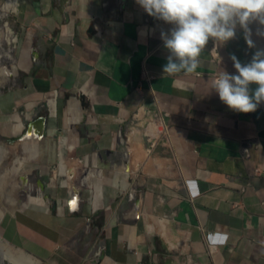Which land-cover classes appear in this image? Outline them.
Here are the masks:
<instances>
[{
    "label": "crops",
    "instance_id": "crops-1",
    "mask_svg": "<svg viewBox=\"0 0 264 264\" xmlns=\"http://www.w3.org/2000/svg\"><path fill=\"white\" fill-rule=\"evenodd\" d=\"M15 17L1 134L43 125L30 140L60 141L68 184L52 175L47 207L6 212L1 237L38 264H264V102L237 112L210 89L264 49L256 22L252 47L237 26L168 74L169 25L136 0H18Z\"/></svg>",
    "mask_w": 264,
    "mask_h": 264
},
{
    "label": "clouds",
    "instance_id": "clouds-1",
    "mask_svg": "<svg viewBox=\"0 0 264 264\" xmlns=\"http://www.w3.org/2000/svg\"><path fill=\"white\" fill-rule=\"evenodd\" d=\"M150 16L169 25L160 32L167 49L162 71H193L206 42L223 44L233 38L237 26L246 45L253 46L250 24L264 36V0H136ZM234 73L220 72L210 85L220 101L237 112L254 111L264 102V49L257 48L247 63L231 55ZM254 85V86H253Z\"/></svg>",
    "mask_w": 264,
    "mask_h": 264
},
{
    "label": "rangeland",
    "instance_id": "rangeland-1",
    "mask_svg": "<svg viewBox=\"0 0 264 264\" xmlns=\"http://www.w3.org/2000/svg\"><path fill=\"white\" fill-rule=\"evenodd\" d=\"M17 7L18 0L14 6L7 0H0V97L13 85L14 80L18 52L16 31L19 24L15 17ZM5 71L7 74L3 75ZM3 129L4 126L0 123V219L6 212L5 217H8L10 212L15 210L36 207L37 205L28 203L34 201L39 193L43 196L46 194L47 186L52 184V175L57 188H60L62 181V177L58 175L60 161L57 156V144L60 141L52 140L50 137L40 140H19V137L9 134L8 131L5 135L1 134L4 132ZM32 153L34 155L30 158L29 155ZM14 159L21 161L22 164L17 166V163H13ZM20 178L24 179L22 183ZM45 203L47 205L46 199ZM0 250L22 264H38L32 255L1 236ZM22 258L27 261H23ZM0 264L8 263L0 259Z\"/></svg>",
    "mask_w": 264,
    "mask_h": 264
},
{
    "label": "bare ground",
    "instance_id": "bare-ground-1",
    "mask_svg": "<svg viewBox=\"0 0 264 264\" xmlns=\"http://www.w3.org/2000/svg\"><path fill=\"white\" fill-rule=\"evenodd\" d=\"M7 2H9L12 6H14L15 5V2H16V0H7ZM5 74H7V72L5 71L4 72V74L3 75H5ZM2 75V76H3ZM31 139H32V137H31ZM30 140V139H29ZM1 149H2V147H1ZM33 155H34V153H32L31 155H29V157L31 158V156L33 157ZM28 157V158H29ZM17 159H14L13 160V163L15 162V163H17L16 165L17 166H19L20 165V163L22 164V162L21 161H19V160H17ZM14 163V164H15ZM16 166V167H17ZM63 168V167H62ZM16 169V168H15ZM63 171V170H62ZM61 171V172H62ZM65 171V170H64ZM20 181H21V183L24 181V179L23 178H20L19 179ZM66 180V179H65ZM63 181V180H62ZM68 182V181H67ZM66 181L64 182H61V183H67ZM68 184V183H67ZM32 186V185H31ZM36 198V197H35ZM28 204H30V205H39V206H43V207H47V205H46V203H45V198H44V196L42 195V193H39L38 195H37V198L34 200V201H30V203H28ZM27 204V205H28ZM0 259H1V261H3V260H6L7 261V263L8 264H22V263H20V262H18L16 259H14V258H11V257H9V256H7L5 253H3L1 250H0Z\"/></svg>",
    "mask_w": 264,
    "mask_h": 264
},
{
    "label": "water",
    "instance_id": "water-1",
    "mask_svg": "<svg viewBox=\"0 0 264 264\" xmlns=\"http://www.w3.org/2000/svg\"><path fill=\"white\" fill-rule=\"evenodd\" d=\"M68 0H58V6L59 9L61 10L65 4L67 3ZM43 119L41 117L37 118L36 121L41 122ZM45 132V128L43 125L39 128L36 126V122L30 124L27 126L23 134L19 137V140H27L33 138H40ZM45 198V196H44Z\"/></svg>",
    "mask_w": 264,
    "mask_h": 264
},
{
    "label": "built area",
    "instance_id": "built-area-1",
    "mask_svg": "<svg viewBox=\"0 0 264 264\" xmlns=\"http://www.w3.org/2000/svg\"><path fill=\"white\" fill-rule=\"evenodd\" d=\"M153 143H154V141H153V140H150V139H148V148H150V146H152V145H153Z\"/></svg>",
    "mask_w": 264,
    "mask_h": 264
}]
</instances>
